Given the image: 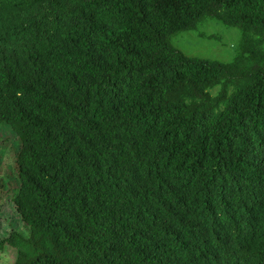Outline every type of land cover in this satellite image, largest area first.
Returning a JSON list of instances; mask_svg holds the SVG:
<instances>
[{
	"label": "trees",
	"instance_id": "16d2710c",
	"mask_svg": "<svg viewBox=\"0 0 264 264\" xmlns=\"http://www.w3.org/2000/svg\"><path fill=\"white\" fill-rule=\"evenodd\" d=\"M205 18L231 61L170 43ZM2 125L12 264H264V0H0Z\"/></svg>",
	"mask_w": 264,
	"mask_h": 264
},
{
	"label": "rangeland",
	"instance_id": "374dc122",
	"mask_svg": "<svg viewBox=\"0 0 264 264\" xmlns=\"http://www.w3.org/2000/svg\"><path fill=\"white\" fill-rule=\"evenodd\" d=\"M240 37V29L216 19L205 18L194 29L170 34L169 41L174 48L188 57L229 62L236 53ZM19 147V138L10 128L2 125L0 127V238L6 237L15 229L21 232L25 230L24 222L11 200V196L20 184L15 165ZM15 259L16 250L12 246L8 245L5 250L0 251V264H12Z\"/></svg>",
	"mask_w": 264,
	"mask_h": 264
}]
</instances>
